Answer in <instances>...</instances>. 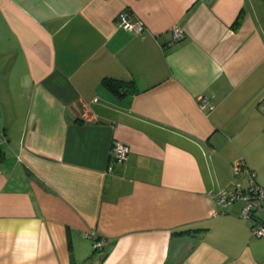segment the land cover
I'll list each match as a JSON object with an SVG mask.
<instances>
[{"label": "crops", "instance_id": "1", "mask_svg": "<svg viewBox=\"0 0 264 264\" xmlns=\"http://www.w3.org/2000/svg\"><path fill=\"white\" fill-rule=\"evenodd\" d=\"M0 42V264H264L213 196L264 186V0H0Z\"/></svg>", "mask_w": 264, "mask_h": 264}, {"label": "built area", "instance_id": "2", "mask_svg": "<svg viewBox=\"0 0 264 264\" xmlns=\"http://www.w3.org/2000/svg\"><path fill=\"white\" fill-rule=\"evenodd\" d=\"M117 22L134 33H141L144 23L137 17H132L127 10L118 13ZM172 38L170 44L177 41L183 35L181 27H172ZM197 104L200 109L207 110L212 108L209 99L205 96L197 97ZM129 147L127 144L114 140L111 143L110 155L116 161H123L127 158ZM111 169V166L108 167ZM235 171H243L245 180L243 183H236L214 191L213 196L223 208L239 204L238 215L249 222L251 233L254 236H264V186L257 183L255 172L240 159L235 164ZM94 239V247H100L103 239H97L95 234H91Z\"/></svg>", "mask_w": 264, "mask_h": 264}, {"label": "trees", "instance_id": "3", "mask_svg": "<svg viewBox=\"0 0 264 264\" xmlns=\"http://www.w3.org/2000/svg\"><path fill=\"white\" fill-rule=\"evenodd\" d=\"M127 12L129 13L128 10H127ZM238 22H239V20L237 19V20L235 21V24H237ZM124 83H125V84H130V86L132 85V86H133V89H129V90L125 89V91L123 90V92H125V93L128 92V91H129V92H130V91L135 92V91L137 90L132 80H129V81H123V80L114 79V78H105V79L103 80V84H104V86H105L108 90H110L111 92H115V93H119V92H120V90H121L122 86L124 85ZM4 158H5V152H4V150L2 149L1 144H0V163L4 160ZM96 238H97V239H102V238H100V237L97 236V235H96ZM98 248H99V247H98ZM95 249H97V247H95Z\"/></svg>", "mask_w": 264, "mask_h": 264}, {"label": "rangeland", "instance_id": "4", "mask_svg": "<svg viewBox=\"0 0 264 264\" xmlns=\"http://www.w3.org/2000/svg\"><path fill=\"white\" fill-rule=\"evenodd\" d=\"M0 43H1V42H0ZM1 71H2V70H1ZM1 71H0V72H1ZM0 102H1L0 104H1L2 107H3V105H4L3 102H2V101H0ZM0 125H1V121H0ZM2 149H4V147H2ZM243 179H244V177H243Z\"/></svg>", "mask_w": 264, "mask_h": 264}]
</instances>
